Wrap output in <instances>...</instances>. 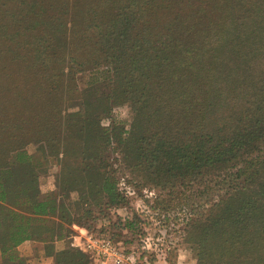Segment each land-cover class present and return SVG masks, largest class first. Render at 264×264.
<instances>
[{"label":"trees","instance_id":"trees-1","mask_svg":"<svg viewBox=\"0 0 264 264\" xmlns=\"http://www.w3.org/2000/svg\"><path fill=\"white\" fill-rule=\"evenodd\" d=\"M32 143L61 154L75 218L41 197ZM109 151L156 185L215 188L186 232L199 262L264 264V0H0V264H26L27 239L88 264L69 225L94 228V189L123 202Z\"/></svg>","mask_w":264,"mask_h":264},{"label":"rangeland","instance_id":"rangeland-1","mask_svg":"<svg viewBox=\"0 0 264 264\" xmlns=\"http://www.w3.org/2000/svg\"><path fill=\"white\" fill-rule=\"evenodd\" d=\"M68 37V32L60 36L66 44L69 43ZM66 57H69V54ZM131 106L130 101H123L122 106L116 109V117L128 123L131 119ZM77 110L75 104L69 111L75 113ZM36 145L38 144L32 143L26 148L35 154L36 158L46 159L45 163L50 164L44 166L46 170L39 178L41 197H58L68 206L64 215L75 218L81 211L77 212L75 206L69 203L77 199L76 193L61 190L58 186L59 166L55 162L61 158V154L57 158H46L45 155L51 154L52 149L40 151L36 150ZM119 157L115 151L110 153V160L116 168L118 189L124 195V200L114 205L94 189L93 196L96 201L88 215L87 223L94 228L89 231L98 235H101V232L108 234L113 241L118 242L125 253L132 252L135 259L131 264H205L195 258L185 237L191 221L204 214L211 203L217 202L218 193L215 188L203 186V182L156 185L129 166L119 163L116 160ZM89 171V167L85 169V172ZM103 172L105 170L101 167L93 168V176L99 180L102 179ZM78 227L75 224L69 225L74 235L78 234ZM87 259L88 264H92L90 259Z\"/></svg>","mask_w":264,"mask_h":264},{"label":"built area","instance_id":"built-area-1","mask_svg":"<svg viewBox=\"0 0 264 264\" xmlns=\"http://www.w3.org/2000/svg\"><path fill=\"white\" fill-rule=\"evenodd\" d=\"M70 243L85 252L92 264H131L135 259L132 252L125 253L108 234L98 235L82 227H78V234L72 236Z\"/></svg>","mask_w":264,"mask_h":264},{"label":"crops","instance_id":"crops-1","mask_svg":"<svg viewBox=\"0 0 264 264\" xmlns=\"http://www.w3.org/2000/svg\"><path fill=\"white\" fill-rule=\"evenodd\" d=\"M43 242L35 239H27L17 245L16 249L26 264H48L51 258L44 252ZM1 261V255H0Z\"/></svg>","mask_w":264,"mask_h":264}]
</instances>
